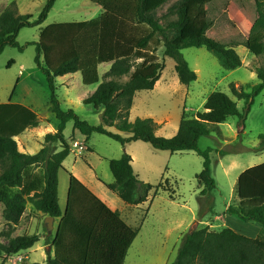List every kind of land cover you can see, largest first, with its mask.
I'll return each instance as SVG.
<instances>
[{
	"label": "trees",
	"instance_id": "16d2710c",
	"mask_svg": "<svg viewBox=\"0 0 264 264\" xmlns=\"http://www.w3.org/2000/svg\"><path fill=\"white\" fill-rule=\"evenodd\" d=\"M57 1L48 0L37 20L33 15H21L15 3L0 15V55L8 47L20 52L29 46L36 48L35 63L46 76L50 90V112L60 122L56 133L46 135L38 154H23L15 138L27 129L49 122L11 100L0 103V207L9 227L2 234L8 243L0 244V251L7 261L40 241L39 236L10 238V231L20 224L31 204L36 212L61 219L55 240L57 255L48 264H125L139 229L128 226L120 214L112 212L75 177L71 179L66 213L60 208L59 172L71 155L64 136L67 125L74 123V129L88 140L98 134L123 146L143 142L155 151L195 152L203 159V171L197 176L202 221L214 210L212 194L217 183L212 172L213 150L200 149L199 141L213 132L221 134L220 126L232 117L245 123L255 99L264 92V68L257 70L258 84L230 85L233 96L245 103L243 113L228 95L215 92L207 99L204 112L194 118L185 115L179 132L169 139L157 136L160 125L153 119L129 121L134 100L138 93L153 91L162 78L166 64L160 63L155 54L162 42L164 56L175 62L179 81L185 86L198 80L182 53L186 49L206 48L226 71L243 66L236 51L240 46L252 53H264V0H181L161 19L156 18L157 11L171 0H139L136 22L105 11L90 21L50 25L41 31L38 42L22 46L18 41L21 31L43 25ZM237 10L251 12L248 29L242 28L240 18H233L232 12ZM218 30L220 35L210 37V33ZM153 45L155 48L151 50ZM138 60L149 61L155 68L153 73L134 72ZM103 64L112 66L102 81L99 67ZM75 74H81L85 86H98L84 104L102 111L100 125H91L73 109L64 110L61 106L57 79ZM258 140V146L253 149L256 154L264 152V134ZM220 154L223 157L227 152ZM32 168H41L44 175L29 187ZM110 169L115 183L108 188L131 207L145 204L162 191L170 193L171 199L176 198V192L168 188L169 181L156 186L141 181L134 173L129 154L111 160ZM236 195L238 204L230 206L228 212L245 222L261 224V234L251 239L227 227L194 229L184 236L173 264H264V163L240 175ZM67 235L72 236L73 247L61 258L59 248Z\"/></svg>",
	"mask_w": 264,
	"mask_h": 264
},
{
	"label": "rangeland",
	"instance_id": "374dc122",
	"mask_svg": "<svg viewBox=\"0 0 264 264\" xmlns=\"http://www.w3.org/2000/svg\"><path fill=\"white\" fill-rule=\"evenodd\" d=\"M180 1L171 0L157 11L156 18H163L170 8ZM47 2L48 0H0V15L15 3L21 15H33L34 20H37ZM138 4L139 0H58L47 21L41 26L22 30L18 41L22 46L30 42H38L41 29L53 24L89 21L105 11H111L136 22ZM232 14L235 20L236 18L241 19L242 28L248 29L247 21L251 14L250 11L237 10ZM218 35H220L219 30L210 33V37ZM154 48L155 45L151 47V50ZM236 51L243 61V66L234 71H226L206 48L184 50L182 53L186 61L198 75L196 82L185 86L179 81L175 71V62L164 56V43L162 42L156 47L155 52L159 62L165 61L166 64L159 88L137 95L129 121L134 123L137 119H153L160 125L157 132L158 137L173 138L179 132L183 117L186 115L188 118H193L197 113L204 112L207 99L215 92L228 95L238 104L239 111L243 113L245 103L233 96L230 85L258 84L260 80L257 70L264 68V53H252L244 46L236 48ZM35 58L36 48L34 46L27 47L23 52L8 47L0 55V102H8L12 95H14L13 100L18 102L33 100L37 104L38 115L49 122L41 129L42 132L44 131L43 135H46L52 133L53 129H57L60 122L50 112L49 86L46 76L36 66ZM10 63L11 67H9ZM135 64L137 67L134 72L151 74L155 69L149 61L138 60ZM110 69V65L100 67L102 81ZM22 70L24 75L20 74ZM70 81L78 83L72 87L66 86L65 83ZM97 88L84 86L80 74L57 79V95L62 108L64 110L73 109L83 120L96 126L102 122V111L97 112L85 107L79 97L88 90L95 92ZM77 101L80 106L72 108L73 102ZM70 124L74 128V124ZM220 132L221 134L213 132L210 136L202 137L199 147L202 150H213L211 154L212 172L217 183V190L212 194L214 210L202 221L213 220L217 225L222 226L225 225L223 219H225L227 206L235 203L237 199L236 187L240 175L264 163V153L253 152L259 144V136L264 134V92L255 99L244 124H241L238 117H232L220 126ZM40 133L36 131L37 137L31 139L33 155L38 154L42 149L45 138ZM29 137L31 133H26L22 138L28 139ZM92 137L100 151H106L109 145L120 148L119 143L105 136L93 135ZM222 151L227 152V155L222 157L220 154ZM165 154H167L165 158L171 160V154ZM75 162L88 165L86 161L76 158L73 154L68 157L65 165L70 168ZM202 171L203 159L196 153L174 155L170 164L166 165L164 180L170 181L171 186L168 184V188L176 192L178 203L172 205L167 197L168 194L161 193L156 198L150 213V203L140 211L141 225L145 224V226L130 250L125 264H173L176 261L184 236L190 232L193 225L201 221L199 212L202 202L199 197L197 176ZM62 178H66L63 173ZM152 181L153 183L149 184L156 186L161 183L162 179ZM29 208L30 206H28V211ZM28 216L26 219L29 218ZM193 217L195 220H192ZM216 217H221V219L216 220ZM46 220L42 225L34 221L29 230L27 224L24 223L20 227V232L35 236L39 228L43 229V225H46ZM180 223L182 227L177 229ZM203 227L205 226L198 224L194 229ZM7 230L0 207V244L8 243V239L2 236L3 232H8ZM10 232V238H14L13 229ZM37 250L33 248L14 256V264H39L45 251ZM25 256H28V259L20 262L19 257ZM4 257L5 255L0 251V264L7 263Z\"/></svg>",
	"mask_w": 264,
	"mask_h": 264
},
{
	"label": "crops",
	"instance_id": "0c3cea01",
	"mask_svg": "<svg viewBox=\"0 0 264 264\" xmlns=\"http://www.w3.org/2000/svg\"><path fill=\"white\" fill-rule=\"evenodd\" d=\"M42 30L43 29H41V31ZM40 34H41V32H40ZM103 65L112 66L111 64H103ZM103 65H101V66H103ZM100 67H99V73H100ZM20 74L24 75L23 70L21 71ZM68 76H71V75H68ZM65 77H67V76H65ZM100 77H101V75H100ZM62 78H64V77H62ZM81 79H82V76H81ZM77 83L78 82L70 81L68 83H65V85L68 87H72L74 84H77ZM82 83H83V81H82ZM160 83H161V80L156 84V87L153 91H155L157 88H159ZM86 87H93V86H86ZM94 87H98V86H94ZM92 93H94V91L88 90V91L84 92L79 97V100H81L83 105H85L84 100L86 98H88ZM137 95H136V97H137ZM13 96L14 95H12L10 97L9 101L11 100L15 104H20V105L26 106L38 115V112L36 111L37 104L35 102H33V100L29 99L27 102H18V101L13 100ZM136 97H135V99H136ZM8 102H6V103H8ZM79 106H80V104L78 101L73 102L72 108H77ZM85 107H89L90 109H93L90 106L85 105ZM134 107H135V100H134V105H133L132 111H133ZM49 109H50V105H49ZM97 112H101V111H97ZM70 125H71L70 123L67 125L66 130L64 132L66 142L69 145L73 142H79L81 144H85L89 149L87 152H84L83 154H80V155L75 153L74 151H71V155L73 154L76 158H78V159L80 158V159L86 161V163L88 165L85 166L84 164H82L80 162H75V164H73L72 167L68 168L65 165L66 161L63 163L64 169L59 172V189H58L59 204H60V208H61L63 214L66 213L68 206H69V194H70V185H71L72 177H75L82 185H84L93 194H95L112 212L120 214L121 219L128 226H130L133 229H139L140 233L143 231V228L145 226V224L141 225L140 211L150 203V209H149L150 210L149 213H150L152 210V207L155 204L156 198L159 197V195H161V193H167L168 194L167 197L171 201L172 205H174V203H178L177 197L175 198V200H173L170 198V193L162 191L158 196H151V198H150L151 201L146 202L145 205L143 204L139 207H131V206L127 205L124 201H122L118 197V195H116L114 192H112L108 188L109 185H112L115 183V177H114V175L110 169V161L121 159L124 156V154H129L132 157V166L134 169V173L136 174V176L141 181L153 183L152 180L162 179L161 183L162 182L164 183L165 181H169V180H164L165 179L164 171L166 170V165L170 164L174 155L183 154V153H195V152H183V153L171 154L169 152L155 151L150 145L143 143V142H133V143L127 144L125 146H123L122 144L119 143L120 148L117 146H110L109 145L108 149L103 152V151H100V149L97 147L96 143L94 142L93 137H91L88 140L86 136L82 135L79 131H76ZM43 126L44 125H41L38 128L27 129L22 135L15 138V140L18 144L19 151L21 153L27 154V155H33V153L31 152V139L37 137L35 135L36 131H40L41 135L44 134V131L42 132V130H41ZM57 129H53L52 133H56ZM26 133H31V137H29L28 139H26V138L23 139L22 137ZM47 134H49V133H47ZM46 135H43V138H45ZM94 135H98V134H94ZM43 144H44V142H43ZM43 144H42V148H43ZM57 148H58V151H60L59 145H57ZM165 153L171 154V156H172L171 160H168V158H165L166 157L165 155H167ZM262 153H264V152H262ZM62 173L66 176V178H64V179L62 178ZM43 175H44V172L41 168L30 169V171H29V187H32V184L34 182H37V179H39V177H43ZM169 184H170V181H169ZM170 186H171V184H170ZM198 189H199V194H200L201 190H200L199 184H198ZM237 199H238V197H237ZM237 199H236L235 203L227 206L225 219H223V221L225 222L224 223L225 225H222V226L217 225L216 221H213V220H211L209 222L200 221L191 227L192 229L190 230V232L192 230H194L195 226H197L198 224H201L205 227H209L211 230H215V229L220 230L222 228L227 227V228L234 230L239 235H242V236H245V237H248L251 239H256L262 232L263 227L261 224L256 223V222H245L242 219H240L238 216L231 215L228 212V209L230 206H237V204H238ZM28 206H30L29 211H28V207H27L26 211H28L29 214H27L28 212H25L24 217L22 218L20 224L13 228V231H14L13 237L14 238L19 237V236H25V234H27V233H23L24 234L23 235L20 232V227H21V225L23 226L24 223L27 224V227L29 230L34 221H38L39 225H42L44 220H46L48 218V217L44 216L43 214L36 212L31 204H29ZM27 216L29 217L28 219H26ZM220 219H221V217H216V220H220ZM192 220H195V217H193ZM60 223H61V219H55L54 218V229H53L52 234H48V229H47L46 225H43V229L39 228V230L37 231V235H35V236H39L40 241L33 248H35V250L38 249L37 251H39V250L45 251V254L42 255V261H40L39 264H48L50 259L54 260L56 258L57 249L55 247V240H56V237H57V234L59 231ZM4 226H7V229H9L8 225L5 222H4ZM189 226L187 228H189ZM181 227H182V225L180 223L177 226V229H179ZM78 228L79 227H77L76 230H78ZM136 240L134 241V243L136 242ZM134 243H133V245H134ZM72 245H73L72 236H70V235H67V237L65 236V238L63 239V243H62L61 247L59 248V253L61 255V258H64V256L69 252V250H72V247H73ZM133 245H132V247H133ZM132 247L130 248V250L132 249ZM130 250L128 252V255L130 253ZM19 258H22L23 261H25L28 259V256L19 257ZM14 261H15V259H13V257H10L7 259V263L12 262L14 264Z\"/></svg>",
	"mask_w": 264,
	"mask_h": 264
},
{
	"label": "built area",
	"instance_id": "2783aa9c",
	"mask_svg": "<svg viewBox=\"0 0 264 264\" xmlns=\"http://www.w3.org/2000/svg\"><path fill=\"white\" fill-rule=\"evenodd\" d=\"M69 146L71 148V151H74L75 153H77L79 155L83 154L84 152H87L89 150L85 144H81L79 142H73ZM19 261L22 262L23 259L20 258Z\"/></svg>",
	"mask_w": 264,
	"mask_h": 264
},
{
	"label": "water",
	"instance_id": "95a60500",
	"mask_svg": "<svg viewBox=\"0 0 264 264\" xmlns=\"http://www.w3.org/2000/svg\"><path fill=\"white\" fill-rule=\"evenodd\" d=\"M46 227L48 229V234H52L53 233V229H54V218L53 217H48L47 218Z\"/></svg>",
	"mask_w": 264,
	"mask_h": 264
}]
</instances>
